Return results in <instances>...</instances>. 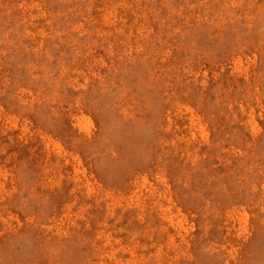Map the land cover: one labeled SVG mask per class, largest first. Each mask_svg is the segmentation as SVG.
I'll use <instances>...</instances> for the list:
<instances>
[{
  "label": "rangeland",
  "instance_id": "rangeland-1",
  "mask_svg": "<svg viewBox=\"0 0 264 264\" xmlns=\"http://www.w3.org/2000/svg\"><path fill=\"white\" fill-rule=\"evenodd\" d=\"M0 264H264V0H0Z\"/></svg>",
  "mask_w": 264,
  "mask_h": 264
}]
</instances>
